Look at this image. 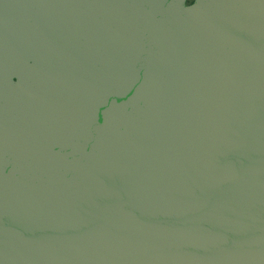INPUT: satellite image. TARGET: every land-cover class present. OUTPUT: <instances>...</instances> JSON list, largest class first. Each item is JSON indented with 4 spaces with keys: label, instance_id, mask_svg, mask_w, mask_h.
Returning <instances> with one entry per match:
<instances>
[{
    "label": "water",
    "instance_id": "water-1",
    "mask_svg": "<svg viewBox=\"0 0 264 264\" xmlns=\"http://www.w3.org/2000/svg\"><path fill=\"white\" fill-rule=\"evenodd\" d=\"M0 264H264V0H0Z\"/></svg>",
    "mask_w": 264,
    "mask_h": 264
}]
</instances>
